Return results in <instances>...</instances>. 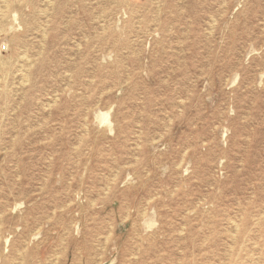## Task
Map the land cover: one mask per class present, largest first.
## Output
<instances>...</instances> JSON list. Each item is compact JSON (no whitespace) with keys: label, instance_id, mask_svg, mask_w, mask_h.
<instances>
[{"label":"rangeland","instance_id":"374dc122","mask_svg":"<svg viewBox=\"0 0 264 264\" xmlns=\"http://www.w3.org/2000/svg\"><path fill=\"white\" fill-rule=\"evenodd\" d=\"M0 8V264H264V0Z\"/></svg>","mask_w":264,"mask_h":264},{"label":"bare ground","instance_id":"6f19581e","mask_svg":"<svg viewBox=\"0 0 264 264\" xmlns=\"http://www.w3.org/2000/svg\"><path fill=\"white\" fill-rule=\"evenodd\" d=\"M49 2V1H48ZM6 3V2H5ZM50 3V2H49ZM48 3V4H49ZM2 4V3H1ZM47 4V3H46ZM3 7H4V2H3ZM8 6V5H7ZM1 10H2V8H0ZM48 9V8H47ZM1 12V11H0ZM5 12H1V17H4L5 16ZM40 15V14H39ZM11 19H12V22L13 23H17V21H18V15H17V13L16 12H12L11 13ZM48 18V17H47ZM46 24V23H45ZM13 28H14V26H10L9 27V29H8V32L9 33H11V32H13ZM17 29V28H16ZM1 30V29H0ZM4 48V47H3ZM2 49V48H1ZM6 50V49H5ZM24 52V51H23ZM27 52V51H26ZM20 54V53H19ZM26 55V54H25ZM21 57H22V55H21ZM25 57H27V56H25ZM30 57V56H29ZM28 61V60H27ZM23 65V64H22ZM26 66V65H25ZM27 68V67H26ZM23 72V71H22ZM24 74V73H23ZM22 76V75H21ZM20 76V77H21ZM24 78H26L25 76H24ZM97 117L99 118V120H100V122L101 123H103V124H109L110 125V123H109V121H108V114L107 113H101V112H99L98 113V115H97ZM150 222V221H149ZM151 224H153L152 222H150ZM148 224V223H147ZM151 224H150V226H151Z\"/></svg>","mask_w":264,"mask_h":264}]
</instances>
